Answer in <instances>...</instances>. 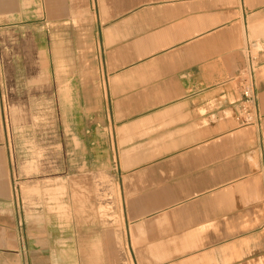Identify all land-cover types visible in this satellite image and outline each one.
Returning a JSON list of instances; mask_svg holds the SVG:
<instances>
[{
  "label": "crops",
  "instance_id": "obj_1",
  "mask_svg": "<svg viewBox=\"0 0 264 264\" xmlns=\"http://www.w3.org/2000/svg\"><path fill=\"white\" fill-rule=\"evenodd\" d=\"M30 2L0 0V91L12 63L44 108L62 211L13 194L0 93V264H119L120 241L133 264H264V0ZM24 9L29 27L8 20Z\"/></svg>",
  "mask_w": 264,
  "mask_h": 264
},
{
  "label": "rangeland",
  "instance_id": "obj_2",
  "mask_svg": "<svg viewBox=\"0 0 264 264\" xmlns=\"http://www.w3.org/2000/svg\"><path fill=\"white\" fill-rule=\"evenodd\" d=\"M23 8H30V0H22ZM32 12L24 9L20 15L15 17L8 16V20L18 19L20 25H28L31 22ZM42 12L39 10L41 19ZM12 28L7 27L0 30V40L10 41L15 35ZM28 33V32H27ZM9 56L8 53H5ZM10 69H9V67ZM5 72L7 88L0 91L4 97L5 126L12 149V192L14 195L22 196L27 200L31 196L45 197L56 201L55 209L62 211L60 198L63 195L62 179L46 176L45 165L47 147L48 123L46 112L39 103L28 100L27 94L30 92H15L14 77L12 74V63H8ZM4 81V78H3ZM21 95V96H20ZM13 113L11 109L13 106ZM95 193L97 195V207L101 217L105 220L113 218L114 224H119V220L111 213V207L117 202L118 196L115 186H112L107 177L102 174L94 175ZM110 184V186H109ZM28 185L27 187H25ZM31 185H35L34 188ZM24 188V189H23ZM26 190V191H23ZM119 204V202H118ZM52 209H54L52 207ZM120 246L119 264H133L130 254L122 241Z\"/></svg>",
  "mask_w": 264,
  "mask_h": 264
},
{
  "label": "built area",
  "instance_id": "obj_3",
  "mask_svg": "<svg viewBox=\"0 0 264 264\" xmlns=\"http://www.w3.org/2000/svg\"><path fill=\"white\" fill-rule=\"evenodd\" d=\"M236 80L241 93L239 114L243 117V120H249L254 108L255 94L252 91L248 75H245L244 72H240Z\"/></svg>",
  "mask_w": 264,
  "mask_h": 264
}]
</instances>
